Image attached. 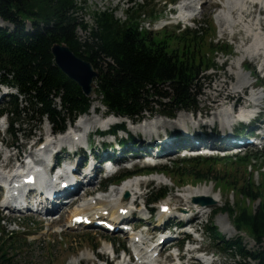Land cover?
<instances>
[{"label": "trees", "instance_id": "obj_1", "mask_svg": "<svg viewBox=\"0 0 264 264\" xmlns=\"http://www.w3.org/2000/svg\"><path fill=\"white\" fill-rule=\"evenodd\" d=\"M73 8L81 9L76 0H0V18L11 25L0 26V85L17 91L5 97L0 113L9 116L11 134L15 136L24 133L25 124L36 127L44 118L63 131L70 120L91 108V97L56 66L51 52L55 42H66L77 55L94 65L99 71L96 93L102 105L109 113L127 119L141 117L154 108L157 97L168 115L197 108L207 78L202 74L215 66V56L210 53L227 52L226 43L219 47L209 40L204 47L201 26L182 34L168 30L156 33L141 29L133 15L121 22L110 10L95 14L91 38L82 41L77 28L82 25L85 30L88 24L70 13ZM131 140L134 143L135 136ZM237 161L247 167L254 163L252 157H237L230 158L229 164ZM220 162L228 161L202 157L183 160L177 164V174L185 175L180 170L183 166H179L184 163L193 180L214 181L217 187L230 188L237 196L235 207L226 205L221 210L233 217L238 232L247 231L262 245L264 176L259 184L252 176L241 184L236 173L213 171ZM261 167L262 164L259 168L254 166L253 171L260 173ZM165 169L169 167L160 171ZM166 193L159 190L151 199L157 201ZM256 200L259 204L253 208L251 203ZM209 228L222 249L241 257L242 264H264L263 247L249 250L239 235L225 240L217 226L211 224ZM5 243H0V264L8 261Z\"/></svg>", "mask_w": 264, "mask_h": 264}, {"label": "rangeland", "instance_id": "obj_2", "mask_svg": "<svg viewBox=\"0 0 264 264\" xmlns=\"http://www.w3.org/2000/svg\"><path fill=\"white\" fill-rule=\"evenodd\" d=\"M166 1H177V0H76L77 5L81 7L78 10L77 14L80 19H83L84 22L89 23L91 26L95 27V14L100 13L105 10H110L114 13L116 18H118L121 22L127 20L129 15H133L136 20L139 22L140 26L145 28L146 30H153L156 33L161 32L163 29L168 31H176L177 34H182L185 31V28H190L189 30L194 31L202 25L204 32L202 33V37L204 38L203 46L205 47L206 42L212 40L215 42H219V47L221 46L223 41H228L231 47V52L228 54H224L222 51H218L216 53H210V56H215V68L205 72L204 76H206V84L203 86L202 94L199 95L198 100V110L195 112L196 116L199 117L201 112H207L209 115H212V111L210 109V105L212 104V96L216 98L219 96L220 93L225 89L227 84V94L226 98L231 97L234 93L231 94L228 91H232V87L234 85V81H236L237 76H243L244 80L243 83L251 85L256 81L255 76L250 74V71L244 69V65L248 64L251 66L255 72H257V76L264 82V73L260 70L261 64H258L256 61L253 63V59L251 58V51L249 44L247 45V41H245V37L247 34L250 36L251 32L249 30L252 22H258L261 18L264 17V13L259 14L258 12L251 18L250 24L244 21V17L239 14L237 20L241 22V26L239 25L240 22L237 20L234 21L235 14L231 13L230 8L234 6V0H203L205 1L204 9L199 14L198 18L193 22H189L185 24V26L179 25H172L169 24L163 29L161 26H158V20L161 17H165L166 12L169 11V6L165 5ZM197 0L192 2L193 7L195 6ZM214 4H211V3ZM237 4V3H236ZM239 5V4H238ZM220 14V15H219ZM222 15V21L219 17ZM224 19V20H223ZM257 20V21H256ZM222 22L224 26H222ZM235 22V24H233ZM255 23V24H256ZM2 23L0 22V25ZM248 24V25H247ZM264 24V23H263ZM4 27H11L9 24L3 23ZM221 27V28H220ZM239 27V28H238ZM244 27V28H243ZM27 28H30L28 25ZM243 28L244 33L239 37L234 38L235 31L237 29ZM225 29V30H224ZM246 29V30H245ZM248 29V30H247ZM78 36L83 41L87 38H91V35L88 31H83L79 29ZM222 30V31H220ZM224 30V32H223ZM248 31V32H246ZM244 35V36H243ZM243 36V37H242ZM239 38V39H238ZM249 41V38L247 39ZM247 45V46H246ZM242 50L245 48L246 51ZM249 55V56H248ZM261 63L262 60H257ZM225 72V73H224ZM229 79V81H228ZM225 81V82H221ZM221 82L220 84H218ZM237 82V81H236ZM218 85V88L216 86ZM240 84H236L234 86H238ZM229 87V88H228ZM216 88V92H215ZM242 91L241 89H239ZM8 92H15L7 87L2 86L0 90V96ZM256 94L258 97L262 98L264 95V90L262 88L253 89L251 86L245 91L241 92V94ZM216 94V95H215ZM225 96V93H223ZM222 95V96H223ZM218 97L217 105L220 107L221 104L224 103L225 98L221 99ZM223 96V97H224ZM2 98V97H0ZM2 98L0 103L3 102ZM97 99V100H96ZM93 106L95 109L99 108V115L101 116L103 113L107 112L106 108L101 104L100 97L96 94L92 97ZM99 100V101H98ZM152 100V99H151ZM214 100V101H216ZM245 100V99H244ZM154 108H151V111H148L145 114V117L151 115L152 117L157 118L159 122H166L167 123V130L168 133L178 127V119L172 120L164 116L162 113L164 112V107L161 105V100L157 97L154 98ZM231 101V100H230ZM228 101V102H230ZM164 102V101H162ZM59 104L60 101L57 100ZM232 103H230L231 105ZM228 105V107H230ZM95 109H90L88 114L90 115V111L92 112ZM258 109H255L257 112ZM181 115H185L188 117L189 120L192 119L191 112L187 110L179 111L176 115L178 118ZM195 118L194 122H205L207 119H203L200 121L199 119ZM264 118V114L262 115ZM28 119V118H27ZM234 117L230 116L227 118V123L232 122ZM119 122L125 121L127 124L126 132H119L117 137H125L126 135H138L137 125L131 123V121L126 119H119ZM211 123L210 120H207ZM235 121V120H234ZM9 123V121H8ZM193 123V122H192ZM92 124V123H90ZM196 125V124H195ZM5 125L4 123L0 124V137L4 138L9 143V149H6L2 146L3 154L1 156L2 160H5L7 155L10 153H15L18 147H23L25 145L26 137L30 134L31 137L28 143H32L37 138L42 137L45 139L47 133L50 130H54L51 124L44 120L39 123L37 127H34L29 124H25L24 128L26 129L25 134H19L15 136L10 133H5ZM69 123L67 124V129L69 130ZM74 128V127H73ZM106 128L105 125L102 126V129ZM159 131L163 132L164 128H159ZM145 135V134H143ZM142 136V135H141ZM114 139L113 136H93L91 139V146L94 148H99L103 141L107 144ZM264 152V150L262 151ZM174 158L178 159L176 161L171 162L170 169H166V178H164V174L161 175L159 178L165 179L164 182H161L158 179H151L148 182L146 187H142L144 191V195L138 199L137 206L129 204L133 211H135L134 217L135 221L141 218L149 219L151 218L153 224L150 226H143L140 229L147 230L150 229L149 232L158 233V229L163 225V218L164 216H160V212H158L159 206L162 202L169 201L172 202L173 207L178 206H185L187 204H191L196 208V205L192 202L189 198V192H187L189 187L194 186L200 190V192L208 191L207 188H212L213 190L209 191L208 196H221L220 202H217L212 205H207L206 208H202L201 211L196 215L193 223L198 228V234L191 235V240H194V243L184 242V250L186 251L187 248H194L199 245L215 252L216 256L212 257L213 263L212 264H242L244 263L242 259L238 256H234L232 252H224L222 249V244H218V240L214 238L211 234L209 226L211 224L213 226H217L218 231H220L223 235H225V240L235 238L238 235L236 228L232 225L233 217L229 215L227 212H220L214 214V211L220 209L223 206H231L235 207V202L237 200V196L231 191L230 188L222 189L215 186L214 181L210 182H202L199 180H193L188 174V171L185 169V164L181 163L179 166H183L180 170L183 176H178L177 172L178 167L177 164L181 160V154L177 153L173 155ZM72 155L63 154V162L66 160H73ZM228 161L227 163L220 162L213 167V171H221L224 174L226 171H230L232 174H235L236 177L240 180L242 184L245 178L252 176V179L256 184H259L264 176L263 173L258 174V172H254L250 167L242 164L239 162L234 163V165L229 164L230 159H225ZM260 162V161H258ZM256 166H259V163H256ZM237 169V172L235 170ZM251 171V172H250ZM260 172H264V167ZM150 172H144L147 174ZM251 173V174H250ZM160 174L148 175V178H155ZM147 179V178H146ZM129 180H136L134 178ZM128 180V181H129ZM127 182V181H126ZM115 183V181H114ZM125 183V182H124ZM120 184V182H117ZM147 184V180L145 181V185ZM123 185V184H122ZM209 185V186H208ZM99 186L98 183L93 184L90 187L91 193L96 196V188ZM165 188L167 194L164 196L165 198L159 200L158 202L150 205L151 207H156L157 212L155 214H150L146 207L143 205V202L148 199L152 195V190H156L160 188ZM207 187V188H206ZM204 188V189H201ZM113 189L112 185H108L106 188L107 191ZM185 190V191H184ZM150 194H149V193ZM148 193V194H147ZM217 193V194H216ZM106 194V193H105ZM103 195V194H100ZM3 197V192L0 190V219H2L0 224V243L5 241L6 247L4 245V251L6 252V258L8 261H2V264H97V262H103L104 258H106V254H103L104 248L112 243L114 247H117L119 244H122L125 248L128 247L127 242L123 243V236L122 234H109L107 231L103 230L102 228H83L79 230H71L64 226L67 223V216L64 213V208H60V211L56 213V216L60 215L57 221L52 222L54 219L51 217L50 219H44V217L40 216L38 213H32L30 215H14L8 214L1 209V199ZM180 197V198H179ZM187 197V198H186ZM186 198V199H184ZM87 198L84 199L86 201ZM91 201V200H90ZM129 201V199H127ZM259 204V200L254 201L251 203L253 208H256ZM79 206H73V208H78ZM69 208V207H68ZM137 210V211H136ZM212 212V213H211ZM179 217L176 218V222L179 221ZM154 227V228H152ZM62 230V231H61ZM157 235H154L156 237ZM240 239L242 240L243 244L249 250H254L259 247L264 248V243L262 245H258L254 238L248 232H242L240 234ZM146 238V237H145ZM150 240V238H146ZM125 244V245H124ZM127 245V246H126ZM110 246V245H109ZM110 249V248H109ZM89 250L94 251L101 259L98 257H87L91 259L82 260L79 259L85 252L91 253ZM102 250V252H100ZM110 251V250H109ZM108 251V252H109ZM177 249L166 250L162 254V261L161 264H175L177 263L176 259ZM191 254L185 255L184 261L185 263L189 264L191 261L189 259ZM86 256V255H85ZM95 258L96 260H92ZM83 259V258H82ZM167 260V261H165ZM88 261V262H87ZM165 261V262H164ZM193 261L198 262L199 264H210L205 259L198 260L193 259ZM105 262V261H104Z\"/></svg>", "mask_w": 264, "mask_h": 264}, {"label": "bare ground", "instance_id": "obj_3", "mask_svg": "<svg viewBox=\"0 0 264 264\" xmlns=\"http://www.w3.org/2000/svg\"><path fill=\"white\" fill-rule=\"evenodd\" d=\"M192 2H194V0H186V5L185 6H182L181 9H180V13L182 14V16L184 17H187L188 15H190L192 9L195 7H193L192 5ZM246 4L248 5V7H246L245 5L244 6H240V7H237L236 5L232 6L230 8L231 10V13L235 14L236 17L234 16V21L237 20L238 15L241 14L243 17H244V21L245 22H248L250 24L251 22V16L253 15V13L255 12V9L254 7H257V5H259V2L257 1H254V0H242V3L241 4ZM211 4H214L213 2ZM220 15V14H219ZM255 15V14H254ZM240 16V15H239ZM219 19L222 21V15L219 17ZM224 20V19H223ZM254 20V19H253ZM239 20H237L238 22ZM257 21V20H256ZM240 22V21H239ZM256 23V22H255ZM254 22L251 23V25H249L250 27H253L254 26H258V27H255L254 29L257 30L258 28H261V29H264V18L260 19L256 24ZM235 24V22L233 23ZM222 26H224V23L222 22L221 24ZM241 26V22L239 24ZM248 25V24H247ZM221 28V27H220ZM239 28V27H238ZM244 28V27H243ZM243 28H240V29H237V32L235 31L234 33V38L236 37H239L240 35H242L245 31ZM225 30V29H224ZM223 30V32H224ZM246 30V29H245ZM248 30V29H247ZM222 31V30H220ZM248 32V31H246ZM244 36V35H243ZM242 36V37H243ZM249 38V41L247 40ZM239 39V38H238ZM245 41H247V45L250 43L251 39H250V36L247 34V36L245 37ZM264 42V41H262ZM246 45V46H247ZM244 51L245 48L243 49ZM242 48L240 49V52L242 53H245L243 52ZM258 53H255L254 54V59H253V63L254 61H256L258 64H261V67L264 71V46H260L258 47V50L256 51ZM249 56V55H248ZM257 60H262L261 63L258 62ZM225 73V72H224ZM238 78H236V81H234V85L235 83L236 84H240L238 86H234L232 87V91H228L230 94L231 92H233L234 94L231 95V97L229 98H226V95L227 94V84H226V87L225 89L222 91V93L219 94L218 97H221L223 95V93H225V96L221 99H224L227 100V102L225 101V103L223 105H225L226 103H232V99L231 98H234L236 97V100L234 101L235 104L238 103L241 99H242V95H241V92H245L250 86H252L253 84L251 85H248V84H245L243 83V76H237ZM229 81V79H228ZM221 82H225V81H221ZM221 82H219L218 84H220ZM221 85V84H220ZM216 88H218V85L216 86ZM216 88H215V92H216ZM229 88V87H228ZM239 89H241L242 91H240ZM96 94V93H95ZM94 94V95H95ZM217 94V92H216ZM215 94V95H216ZM258 94V93H255L254 92V96ZM93 95V96H94ZM92 96V97H93ZM97 96V94H96ZM214 96H212L211 99L213 100H216L218 97L216 98H213ZM247 99V98H246ZM97 100V99H96ZM231 100V101H230ZM234 100V99H233ZM99 101V100H98ZM230 101V102H228ZM91 109H95V107L93 106V104L91 105ZM97 109H95L94 111H96ZM90 115L88 117L85 118V121H87L88 123H92L91 125L93 127H96L97 126V119L94 115H92V110L90 111ZM183 118L185 117V115H181ZM177 119V117H176ZM185 119V118H184ZM159 125L163 128H167V123L166 122H158ZM77 126H79V124H77ZM211 126H213V123H211ZM185 127H187V125H185ZM19 130V129H18ZM24 130V129H23ZM53 130V129H52ZM228 133V132H227ZM48 134V133H47ZM227 134H225L226 136ZM69 138L66 137V138H62L61 141H66L68 140ZM52 139H49L47 138V142L50 144V142L52 143L51 141ZM60 141V140H59ZM71 141V140H69ZM173 140H171V137H167L165 140L161 141V144H170ZM0 144L5 147L6 149H9V143L4 139V138H1L0 137ZM56 147V146H55ZM169 151L166 153V156L170 155V153L172 152V150H174V148L171 146L169 147ZM3 153V150L2 148H0V158H1V155ZM12 155H18L17 153H13ZM79 166V165H78ZM160 174V173H159ZM161 175L163 174H160L159 176L157 175V177H155V179H158L160 180L161 182H164L165 179L163 178H159ZM164 178H166L167 176L164 174L163 176ZM132 179V178H131ZM152 179H154L152 177ZM154 179V180H155ZM142 182H139L137 183V179L136 180H129L125 183H123V185H121L120 187H116V188H113L109 193L107 194H104L103 196L101 197H98V198H94L93 200L89 201L88 202V205L86 206H82L80 205L78 208H73V204H75L77 201H79L81 199V197H77V198H71V196L69 194L71 193H65V195H62V196H59V192L56 193L55 196H53L52 198H44L43 199V203L47 204V210H54L56 213L60 211V208H64V213L66 214L67 218V223L64 224V226H66L67 228H69V225L70 224H73L74 222V218L80 214V213H101V214H104L105 212L108 214V216L110 218H115V217H119L120 215V218H124L126 215H129V214H120V212L122 211L123 207H128L125 205V202L123 201V198H121L122 194L124 191H128V189H131V191L134 193L132 196H130L131 200L133 199H136L135 196L136 194H139V192H137L138 190H136V186H140ZM209 186V185H208ZM190 189L187 190V192L190 193V195H192L193 197L194 196H202V195H210L208 194L209 191L213 190V187L212 188H207L208 191H205L206 193L204 192H200V191H196V190H200L194 186L191 185V187H189ZM78 189L75 188V191ZM124 189V190H122ZM201 189H204V188H201ZM185 191V190H184ZM65 192H69L68 189L65 191ZM142 193V192H141ZM143 194V193H142ZM217 194V193H216ZM67 196H70V200L68 201L67 204H64V200L66 199ZM143 196V195H141ZM217 202H220L221 200V196L217 195V196H212ZM180 198V197H179ZM187 198V197H186ZM184 198V199H186ZM69 207V208H68ZM182 211H184V209H181ZM193 208L190 207V210H185V211H192ZM133 212V211H131ZM131 215V214H130ZM91 218V217H90ZM149 223H153L152 221H149ZM76 226V225H75ZM78 226V225H77ZM70 229V228H69ZM136 235H139V234H134L132 235V237H130L129 239L132 241L130 245L132 246H135V242L133 241L134 237ZM140 236V235H139ZM109 245H112L113 249H115L114 245L111 243H109ZM107 246L104 248V251H103V254H105L106 252H108L109 250L111 251V246ZM110 248V249H109ZM91 253H88V252H85L79 259H81L80 261L82 260H86V259H91V258H87V257H98L99 259H101V257H99L96 253H94V251H91L89 250ZM102 252V250L100 251ZM86 255V256H85ZM83 258V259H82ZM92 260H96L95 258H92ZM103 261H107L106 258H104ZM88 262V261H87ZM98 263V262H97ZM108 263H109V259H108Z\"/></svg>", "mask_w": 264, "mask_h": 264}, {"label": "water", "instance_id": "obj_4", "mask_svg": "<svg viewBox=\"0 0 264 264\" xmlns=\"http://www.w3.org/2000/svg\"><path fill=\"white\" fill-rule=\"evenodd\" d=\"M51 52L56 66L70 79L75 81L87 96L95 94L96 79L99 71L94 65L77 55L66 42H55L51 46ZM204 204H212L214 200L205 198Z\"/></svg>", "mask_w": 264, "mask_h": 264}]
</instances>
